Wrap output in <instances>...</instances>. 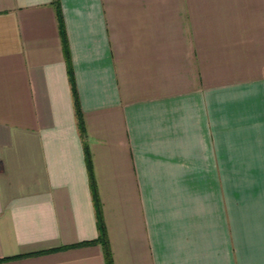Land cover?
Listing matches in <instances>:
<instances>
[{
	"label": "crops",
	"instance_id": "obj_1",
	"mask_svg": "<svg viewBox=\"0 0 264 264\" xmlns=\"http://www.w3.org/2000/svg\"><path fill=\"white\" fill-rule=\"evenodd\" d=\"M86 146L113 264H264V0H0V264H107Z\"/></svg>",
	"mask_w": 264,
	"mask_h": 264
},
{
	"label": "trees",
	"instance_id": "obj_2",
	"mask_svg": "<svg viewBox=\"0 0 264 264\" xmlns=\"http://www.w3.org/2000/svg\"><path fill=\"white\" fill-rule=\"evenodd\" d=\"M76 106H77V117L79 121V128H80L82 136L84 137L85 129H84V124H83L81 109H80L77 98H76ZM86 158H87L88 169H89V173L91 177V188H92L94 202H95L97 225L99 229V238L96 242H100L103 245L104 250H105L107 264H113L112 253H111L108 236H107V229H106L104 216H103L102 204L98 196L96 181H95V177L93 174L91 155H90V152L87 146H86Z\"/></svg>",
	"mask_w": 264,
	"mask_h": 264
}]
</instances>
